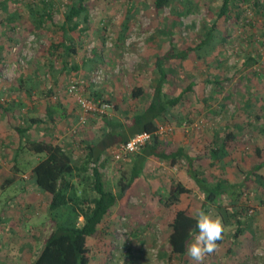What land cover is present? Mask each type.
I'll return each instance as SVG.
<instances>
[{
    "label": "rangeland",
    "instance_id": "1",
    "mask_svg": "<svg viewBox=\"0 0 264 264\" xmlns=\"http://www.w3.org/2000/svg\"><path fill=\"white\" fill-rule=\"evenodd\" d=\"M33 1L36 0H0L2 264H14L17 254V264H28L51 230L44 214L49 196L30 191V168L42 155H32L24 148L33 137L27 134L20 140L14 125L24 127L30 118L39 119L36 127L43 137L47 135L44 140L61 144L79 162L86 153L81 139L98 140L102 116L89 115L86 124L78 123L81 111L67 92L69 82L83 79L85 95L108 101L111 107L107 117L122 119L140 111L157 77L155 58L169 48L170 38L160 29L171 27V8L176 10L181 5L174 0L172 6L156 12L147 0L140 9H131L135 0H93L87 30L75 38V50L59 59L47 54L45 48L50 38L58 40L55 24L62 18L64 5L58 3L52 21L32 29L26 4ZM190 1L197 9L179 18L178 32H174L177 49L203 37L214 20L208 17V7H215L219 0ZM238 11L236 17L233 14L214 30L218 41L202 49L201 57L192 52L180 62L170 59L164 63L166 92L175 95L190 81L194 84L183 97L177 113L179 120L160 123L168 128L160 135L163 140L205 157L209 140L222 141L227 132L233 131V147L223 165L209 171L212 181L224 178L241 182L264 158V9L258 12L245 3ZM250 56L254 58L251 61ZM95 72L100 76L93 82ZM137 86L144 94L133 98L131 91ZM25 87L35 93L25 95ZM92 91L95 94L89 95ZM48 100L64 107L63 119L45 115ZM21 145L13 157V151ZM256 147L262 150V159ZM116 148H109L97 164L106 187L115 192L122 172L128 171L127 156L115 158ZM258 172L238 202L243 208L239 216L242 233L233 243L237 227L234 217L228 216L226 223L222 219L224 240L214 253L205 256L203 264H264V167ZM139 177L133 182L137 186L134 193L114 205L97 234L87 239L89 264H196L186 254H172L168 243L174 213L186 207L196 213L203 201V194L185 171L184 159L175 165L148 159ZM176 182L190 187L193 193L181 194L180 204L167 205L166 197ZM206 206V212L222 218L216 204Z\"/></svg>",
    "mask_w": 264,
    "mask_h": 264
},
{
    "label": "trees",
    "instance_id": "2",
    "mask_svg": "<svg viewBox=\"0 0 264 264\" xmlns=\"http://www.w3.org/2000/svg\"><path fill=\"white\" fill-rule=\"evenodd\" d=\"M93 0H36L26 4L27 20L32 29H40L47 21H52L58 3L64 5L61 20L55 24L58 29V40L50 38L45 51L47 54L64 59L71 51H74L75 38H79L88 28L89 8ZM145 0H135L133 8L140 9V4ZM150 6L158 12L166 7L172 6L174 0H147ZM179 9L171 8V27L160 29L162 34L170 38L169 48L164 55L155 58L154 65L157 77L151 83L150 98L144 103L140 111L122 119L102 116V127L100 128L98 140L81 139L86 147V153L79 162L73 160V155L61 144L45 141L44 139H31L24 145L32 155L41 154L42 157L32 167V179L36 187L46 193L49 198L44 209L46 221L51 230L45 237L43 245L31 262V264H89L90 253L86 245L87 239L97 234L98 228L110 209L121 200L133 194V184L143 174L145 162L148 159L156 161H168L170 165L177 164L181 159L185 161V171L194 181L196 188L203 194L201 208L208 210V204H216L222 215L223 222L234 217L237 224L232 235V242L242 233V221L239 216L243 208L239 207V199L245 192V188L252 182V176L258 175L260 168L264 167V158L249 171L241 182H230L224 178L212 181L209 171L224 163V157L231 151L234 139L233 131L227 132L224 139L209 140L205 147L204 155H196L189 151L188 147L177 146L163 140L157 132L158 125L178 119L179 107L182 105L183 97L192 90L191 81L186 87L180 89L175 95H171L163 88L167 74L164 63L174 59L180 62L182 59L194 52L201 57L202 49L211 48L218 41L213 33L223 20H227L233 14H239L240 6L245 3L251 4L258 12L264 9V0H219L218 4L208 7V17H213L209 27L203 33L201 39L194 44L185 45L177 49L175 33L179 18L192 13L197 8L193 1L179 0ZM134 4V5H133ZM196 8V9H195ZM127 21V19H126ZM173 33V34H172ZM253 56L248 60H253ZM72 69H77L75 65ZM25 95L32 91L29 87L22 88ZM92 91L89 95H94ZM144 94L141 86L134 87L131 91L133 98H140ZM50 94H48L49 96ZM56 108L45 106V115L50 119L56 112ZM90 117V116H89ZM179 120V119H178ZM37 118H30L28 125L19 127L14 125L20 140L29 135L32 125L39 123ZM165 125V124H161ZM166 126V125H165ZM140 132H148L150 139L144 143L139 150L125 154L127 156L128 171H123L119 179L118 190L115 192L106 187L102 174L97 165L101 155L106 154L109 148L121 145L133 135ZM171 144V146H170ZM169 145V146H168ZM173 145V146H172ZM21 145L16 150V155ZM113 151L114 155L115 152ZM256 153L262 159V150L256 147ZM93 164L91 167L90 165ZM134 182V183H133ZM89 190H88V189ZM192 194L193 189L180 182L174 183L166 197V204H180L181 194ZM226 197V202L221 201ZM223 211H227L224 215ZM195 213L188 207L179 209L174 213L170 223L171 231L168 235V243L172 254L183 256L186 254V246L196 234ZM223 235V234H222ZM224 240L217 241V245Z\"/></svg>",
    "mask_w": 264,
    "mask_h": 264
},
{
    "label": "built area",
    "instance_id": "3",
    "mask_svg": "<svg viewBox=\"0 0 264 264\" xmlns=\"http://www.w3.org/2000/svg\"><path fill=\"white\" fill-rule=\"evenodd\" d=\"M100 76L99 72L92 74V81L95 82ZM85 80H71L67 87V92L75 98V101L80 109L78 116V123L80 125L86 124L89 115H103L111 107L110 103L102 98H94L83 93L85 87ZM167 126L158 125L157 132L161 135L167 130ZM150 134L148 132H140L130 137L127 142L121 145L115 152V158H121L127 153H132L139 150V148L149 141Z\"/></svg>",
    "mask_w": 264,
    "mask_h": 264
},
{
    "label": "clouds",
    "instance_id": "4",
    "mask_svg": "<svg viewBox=\"0 0 264 264\" xmlns=\"http://www.w3.org/2000/svg\"><path fill=\"white\" fill-rule=\"evenodd\" d=\"M194 218L197 231L185 251L187 257L196 264H203L205 256L217 250V241L223 239L224 226L220 216H213L203 208L196 211Z\"/></svg>",
    "mask_w": 264,
    "mask_h": 264
},
{
    "label": "crops",
    "instance_id": "5",
    "mask_svg": "<svg viewBox=\"0 0 264 264\" xmlns=\"http://www.w3.org/2000/svg\"><path fill=\"white\" fill-rule=\"evenodd\" d=\"M33 93H35V91L33 90L32 91ZM31 92V93H32ZM45 106L46 105H49V106H51V107H54V108H56L57 110H56V112L53 114V118L54 119H56V118H58L59 120H61V119H63V117H64V107L62 106H60V104H58L57 102H54L53 104L51 103V101L50 100H48L45 104H44ZM78 108V107H77ZM78 110H79V108H78ZM78 117V116H77ZM50 119H52V118H50ZM36 124L37 123H35V124H33L32 125V128H30L29 129V134H30V137L32 138L33 137V139H39V138H43V139H45V137L47 136H45V137H43L42 136V132H40V130H38V128L36 127ZM44 133H46V134H48L47 132H44ZM49 138V137H48ZM56 141H59V140H57L56 139ZM16 149L13 151V157H16L17 155H16ZM36 163V162H35ZM34 163V164H35ZM34 164L31 166V168H30V174H32V167L34 166ZM31 183H32V186L33 187H31V189H30V191L32 192V190H35V191H37V192H42V191H40L37 187H36V185L33 183V179H32V176H31ZM43 193V192H42ZM45 194V193H44ZM31 195H32V193H31ZM33 197V196H32ZM38 254V253H37ZM36 257V255L31 259V260H29V262H28V264H31V262L34 260V258ZM15 258V257H14ZM13 258V260L15 261V263L14 264H17V261L19 260V255L17 254V256H16V258L14 259ZM3 259V258H2ZM1 259H0V264H2L1 263ZM20 264V263H19Z\"/></svg>",
    "mask_w": 264,
    "mask_h": 264
}]
</instances>
